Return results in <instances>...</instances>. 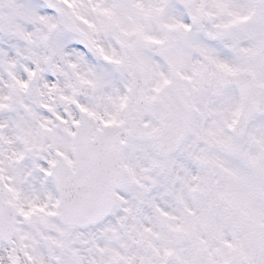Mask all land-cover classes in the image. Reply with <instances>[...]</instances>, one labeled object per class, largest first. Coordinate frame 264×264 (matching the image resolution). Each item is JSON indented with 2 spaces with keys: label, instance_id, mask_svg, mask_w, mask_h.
<instances>
[{
  "label": "snow or ice",
  "instance_id": "obj_1",
  "mask_svg": "<svg viewBox=\"0 0 264 264\" xmlns=\"http://www.w3.org/2000/svg\"><path fill=\"white\" fill-rule=\"evenodd\" d=\"M0 264H264V0H0Z\"/></svg>",
  "mask_w": 264,
  "mask_h": 264
}]
</instances>
